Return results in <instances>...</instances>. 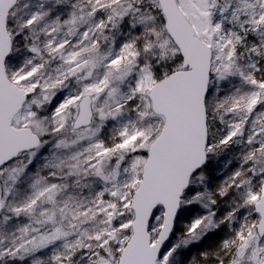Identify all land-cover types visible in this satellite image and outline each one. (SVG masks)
I'll list each match as a JSON object with an SVG mask.
<instances>
[{
	"label": "rangeland",
	"instance_id": "rangeland-1",
	"mask_svg": "<svg viewBox=\"0 0 264 264\" xmlns=\"http://www.w3.org/2000/svg\"><path fill=\"white\" fill-rule=\"evenodd\" d=\"M33 1L38 5L30 23L44 26L39 47L11 52L6 63L8 78L28 95L13 126L31 128L41 145L0 169L6 212L0 263L71 264L82 251L78 264H110L106 251L121 252L131 236L130 204L143 154L164 125L152 110L150 90L182 70L183 59L158 0H87L88 11L81 3L56 19L47 0ZM177 2L213 52L210 92L218 97L237 90L216 101L226 130L209 144L206 166L192 179L158 264H264V237L251 226L253 211L231 218L234 230L210 245L209 254L192 235L204 224L216 231L221 219L230 220L222 216L227 197L256 204L264 195V0ZM9 31L16 35L13 27ZM83 97L92 101L94 121L76 131ZM201 198L205 204L195 205ZM241 206L236 202L231 211ZM163 217L159 210L151 223L154 242Z\"/></svg>",
	"mask_w": 264,
	"mask_h": 264
},
{
	"label": "water",
	"instance_id": "water-1",
	"mask_svg": "<svg viewBox=\"0 0 264 264\" xmlns=\"http://www.w3.org/2000/svg\"><path fill=\"white\" fill-rule=\"evenodd\" d=\"M166 30L183 59L182 70L161 79L150 90L153 112L164 119L158 137L151 144L142 179L131 200L132 234L120 252L117 264H158L166 254L182 199L193 177L208 160L209 128L207 98L210 91L213 52L196 34L177 0H158ZM17 0H0V169L20 155L36 150L41 138L31 128H15L13 120L28 101L7 74L12 52L8 20ZM94 121L92 101L83 97L73 128H90ZM163 225L156 242L150 226L159 209ZM3 206L0 204V215ZM260 220L257 233L264 237V195L255 204Z\"/></svg>",
	"mask_w": 264,
	"mask_h": 264
},
{
	"label": "trees",
	"instance_id": "trees-1",
	"mask_svg": "<svg viewBox=\"0 0 264 264\" xmlns=\"http://www.w3.org/2000/svg\"><path fill=\"white\" fill-rule=\"evenodd\" d=\"M81 3H82V7L81 6L80 7L82 9L88 11L89 7H88L87 0H68L67 3L64 1H61L58 3L57 0H47L46 5H47L48 12L52 16V18L56 19V17L60 16L62 12H66L70 9H77ZM156 3H157V1H156ZM37 5H38V3H36L33 0L29 1L28 3H25V2H22L21 0H18L16 7L13 9L14 15L10 14V17L8 20V26H9V28L13 27L15 34H16L15 36H11L12 37V46H13L12 53H14V51L22 49V48L34 51L36 48L39 47L38 41L42 38L41 29H43L44 26H38L36 23H34V24L30 23V18L28 17V15L32 13V11L35 9V7ZM23 8H24V12L21 15H23L24 13H26V15L24 16V18L21 19V21H17L15 19V15L19 10H21ZM64 20H65V18L63 17L61 21L64 22ZM21 23H22V26H21ZM6 69H7V63H6ZM170 74H172V73H170ZM236 90L237 89L227 88L226 90L220 92L218 97H217V95H216V97H214L213 90L211 92L209 91V95H208L207 102H206L207 114H208L209 144H211V142L213 140H217L219 138H222V136L224 135L223 132H225L224 130H226V127H225L226 121L224 119H222L221 114L218 111H216V101L221 97H225V96H228L229 94H233ZM209 144H208V146H209ZM143 155L147 158L148 152H145ZM258 165H259V163H258ZM186 193L182 199V203L187 197ZM226 199H227L226 203L225 204L222 203V206L224 204L222 216L224 218H229L230 220L229 221L226 220L225 222H223L221 219L220 223L222 222L221 223L222 225L220 226V224H219L218 228H217L219 230L213 231L214 225L212 223H208L207 225L204 224L202 226H199L192 233V235H194V236L196 234H198L200 236L201 240H200L199 246L207 254H209L208 250H209L210 245H216L223 238V236L226 233L232 232L234 230L236 223L234 221H232L231 218L236 217L238 214L243 215L247 211H253V220L251 222V226H252L254 232L257 231V225L259 223L258 222L259 219H258V217L254 211L255 210V204H250L249 200L246 197H234L233 199L227 197ZM197 201L198 202L195 205L205 204V201L202 198L198 199ZM240 201L242 203L241 209L239 211H235L237 213L234 214V212L231 211V208L233 205H235L236 202H240ZM182 203H181V207H182ZM206 204H208V203H206ZM159 210H162V209L160 208ZM181 210H182V208H181ZM181 213L182 212H180V214ZM5 215H6L5 210L4 211L2 210V213L0 215V221ZM62 222H63V219L58 220L57 224H55L54 227L59 226ZM178 222L179 221L177 220L175 226L178 224ZM9 224H12V220H10ZM129 232L130 233L132 232L131 226L129 227ZM1 233H2V229L0 228V235H1ZM212 234L215 236L213 237ZM218 239H220V240L216 241ZM110 249L111 248H109L104 255L108 254V252H109L111 254L110 264H117L118 260H119L118 258L120 256L119 255L120 251L111 249L113 252H110ZM82 255H83L82 251L77 252L73 256V258L71 259V264H78L79 261L82 259L81 258ZM0 264H2V263H0Z\"/></svg>",
	"mask_w": 264,
	"mask_h": 264
},
{
	"label": "bare ground",
	"instance_id": "bare-ground-1",
	"mask_svg": "<svg viewBox=\"0 0 264 264\" xmlns=\"http://www.w3.org/2000/svg\"><path fill=\"white\" fill-rule=\"evenodd\" d=\"M21 156V155H20Z\"/></svg>",
	"mask_w": 264,
	"mask_h": 264
}]
</instances>
